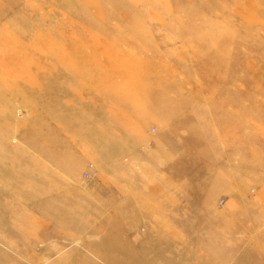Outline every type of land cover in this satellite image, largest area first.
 I'll return each mask as SVG.
<instances>
[{
	"label": "rangeland",
	"instance_id": "1",
	"mask_svg": "<svg viewBox=\"0 0 264 264\" xmlns=\"http://www.w3.org/2000/svg\"><path fill=\"white\" fill-rule=\"evenodd\" d=\"M162 133L149 212L75 202ZM0 264H264V0H0Z\"/></svg>",
	"mask_w": 264,
	"mask_h": 264
},
{
	"label": "crops",
	"instance_id": "2",
	"mask_svg": "<svg viewBox=\"0 0 264 264\" xmlns=\"http://www.w3.org/2000/svg\"><path fill=\"white\" fill-rule=\"evenodd\" d=\"M116 139V146L113 142V146L109 145L107 141L105 148L101 147L100 151L92 153L97 178L90 187L77 182L73 188V192L76 188L74 200L80 205L83 203L85 211L110 203L111 211L117 213L116 217L123 216L127 209L147 213L151 210L150 198L156 193V188L164 186L163 189L166 186L165 175L161 172L159 184L156 173L173 168L174 155L168 134L162 133L151 138L123 135ZM126 153H130L127 158ZM86 163V159L78 158L77 169L85 167ZM126 170L133 176L131 180H126Z\"/></svg>",
	"mask_w": 264,
	"mask_h": 264
},
{
	"label": "built area",
	"instance_id": "3",
	"mask_svg": "<svg viewBox=\"0 0 264 264\" xmlns=\"http://www.w3.org/2000/svg\"><path fill=\"white\" fill-rule=\"evenodd\" d=\"M96 174L95 166L93 163H89L87 170L84 172V178L87 180V183H89L88 180L94 178Z\"/></svg>",
	"mask_w": 264,
	"mask_h": 264
}]
</instances>
